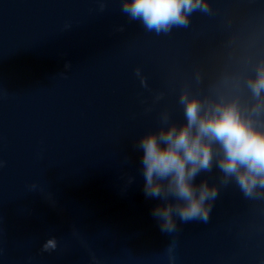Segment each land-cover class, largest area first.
I'll return each instance as SVG.
<instances>
[{
    "label": "water",
    "instance_id": "obj_1",
    "mask_svg": "<svg viewBox=\"0 0 264 264\" xmlns=\"http://www.w3.org/2000/svg\"><path fill=\"white\" fill-rule=\"evenodd\" d=\"M206 2L157 34L122 0H0V264H264V190L202 172L210 218L172 233L144 193L137 143L186 123L182 93L258 102L264 0Z\"/></svg>",
    "mask_w": 264,
    "mask_h": 264
},
{
    "label": "clouds",
    "instance_id": "obj_2",
    "mask_svg": "<svg viewBox=\"0 0 264 264\" xmlns=\"http://www.w3.org/2000/svg\"><path fill=\"white\" fill-rule=\"evenodd\" d=\"M121 10L157 34L188 27L194 12H210L206 0H122ZM141 82L146 86L143 77ZM247 87L258 102L246 110L238 100L206 105L182 93L179 103L186 123L161 127L138 141L143 153L144 193L160 201L152 214L162 232H175L177 218L183 222L208 221L219 188L207 180H196L214 167L223 174L222 184L234 180L245 197L262 194L257 189L264 190V64L257 67ZM169 119L168 114L163 115L162 124L168 125ZM56 247V240L49 239L43 250Z\"/></svg>",
    "mask_w": 264,
    "mask_h": 264
}]
</instances>
